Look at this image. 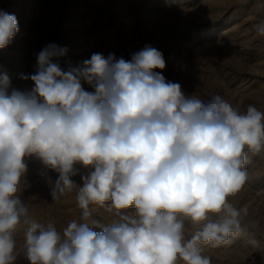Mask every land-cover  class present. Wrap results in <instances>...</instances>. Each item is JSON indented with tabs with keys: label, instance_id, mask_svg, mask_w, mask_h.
I'll return each mask as SVG.
<instances>
[{
	"label": "clouds",
	"instance_id": "9594fccd",
	"mask_svg": "<svg viewBox=\"0 0 264 264\" xmlns=\"http://www.w3.org/2000/svg\"><path fill=\"white\" fill-rule=\"evenodd\" d=\"M254 30L264 38V20ZM18 31L17 17L0 10V49ZM67 52L41 49L36 72L21 74L27 90L0 72V264H15L22 225L30 264H212L205 246L255 226L234 201L249 153L264 155V111L185 94L149 45L130 60L93 53L65 70ZM32 156L58 173L53 201L75 192L80 215L59 230L54 218L32 219L21 199ZM76 164L93 169L82 186L71 179Z\"/></svg>",
	"mask_w": 264,
	"mask_h": 264
},
{
	"label": "rangeland",
	"instance_id": "374dc122",
	"mask_svg": "<svg viewBox=\"0 0 264 264\" xmlns=\"http://www.w3.org/2000/svg\"><path fill=\"white\" fill-rule=\"evenodd\" d=\"M0 10L18 20L11 44L0 49V72L11 77L17 90L33 86L21 74L36 72L37 54L49 44L68 49L60 61L65 70L93 53L130 60L149 45L163 53L162 75L179 83L185 94L202 99L219 94L241 111L249 105L264 111V38L254 30L264 20V0H0ZM82 87L92 91L86 82ZM248 158L249 180L234 202L248 209L244 223L255 226L230 244L205 246L212 264H264V155L249 153ZM26 163L21 199L31 218L38 223L54 218L58 230L78 219L75 192L57 201L51 197L58 173L34 156ZM74 167L77 175L71 179L82 186L81 177L93 169ZM26 228L14 234L15 264H30L23 251ZM186 228L190 235L187 222Z\"/></svg>",
	"mask_w": 264,
	"mask_h": 264
}]
</instances>
